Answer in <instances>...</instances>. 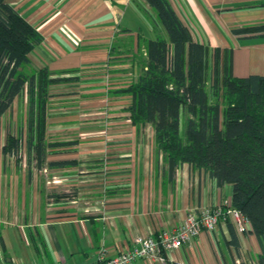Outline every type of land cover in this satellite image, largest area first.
<instances>
[{
  "label": "crops",
  "instance_id": "0c3cea01",
  "mask_svg": "<svg viewBox=\"0 0 264 264\" xmlns=\"http://www.w3.org/2000/svg\"><path fill=\"white\" fill-rule=\"evenodd\" d=\"M5 1L44 38L30 55L33 65L70 79L51 87L47 130L55 145L47 163L69 164H33L32 201L0 182V264H98L102 253H124L136 237L171 231L190 213L232 207L233 187L189 164L170 180L152 126L140 138L126 112L131 96L115 94L135 82L154 36L156 18L144 0ZM170 2L196 42L234 51L236 77L264 76V38L232 32L263 24L264 7L256 5L264 0ZM20 130L26 140L27 126ZM42 171L52 172L48 186L37 181ZM41 196L49 199L41 203ZM261 254L257 237L227 213L215 232L164 253L165 262L135 264H257Z\"/></svg>",
  "mask_w": 264,
  "mask_h": 264
},
{
  "label": "trees",
  "instance_id": "16d2710c",
  "mask_svg": "<svg viewBox=\"0 0 264 264\" xmlns=\"http://www.w3.org/2000/svg\"><path fill=\"white\" fill-rule=\"evenodd\" d=\"M144 1L157 16L154 36L145 42L146 60L135 82L115 94L131 96L126 112L140 138L152 126L155 153L163 156L170 180L189 164L219 187H233L232 209L250 222L263 248L257 264H264V76L236 77L232 49L196 42L170 0ZM232 32L264 38V23ZM43 41L14 6L0 0V128L15 102L28 98L26 140L23 131L16 136L9 129L1 153L20 162L26 148L30 177L33 164L37 170L69 164L47 163L55 146L47 140L51 87L70 79L33 65L30 55Z\"/></svg>",
  "mask_w": 264,
  "mask_h": 264
},
{
  "label": "built area",
  "instance_id": "2783aa9c",
  "mask_svg": "<svg viewBox=\"0 0 264 264\" xmlns=\"http://www.w3.org/2000/svg\"><path fill=\"white\" fill-rule=\"evenodd\" d=\"M230 214L235 219L241 232L251 231V224L243 215L232 207L226 211L223 207L206 208L200 213H190L186 220L171 231L156 236L136 237L132 247L115 257L107 258L101 254L98 264H135L137 260H158L165 262L164 253L180 249L192 243L203 231L213 233L223 217ZM250 225V228L248 227Z\"/></svg>",
  "mask_w": 264,
  "mask_h": 264
},
{
  "label": "rangeland",
  "instance_id": "374dc122",
  "mask_svg": "<svg viewBox=\"0 0 264 264\" xmlns=\"http://www.w3.org/2000/svg\"><path fill=\"white\" fill-rule=\"evenodd\" d=\"M154 17L157 20V16L155 12L151 9ZM158 21V20H157ZM27 112H28V98L25 96L24 98L18 99L15 104L13 109L8 113L4 119L2 126L0 128V182L3 183L2 185L5 188H17V189H23L27 191V198L32 201L33 196H32V183L28 182L27 176H28V160H27V149L24 148L22 152V159L20 162L16 161L15 159H4L3 158V163H2V153L1 149L3 147V144L6 141L7 138V133L8 130L12 129L13 134H18L21 130V127L26 125L27 126ZM185 126V121L183 120L182 122V128ZM48 130V127H47ZM27 135V131H26ZM3 157V156H2ZM2 163V164H1ZM33 170V167H32ZM33 172V171H32ZM39 173V171H35ZM52 176V172L46 171L41 174V177H38V182L41 181L42 187L43 183L48 186V183L52 180L49 177ZM70 193L73 194L71 191ZM69 196L68 198H70ZM17 198H21L17 196ZM52 199H56V197H50ZM73 198V197H72ZM46 199H49V197H44L41 196V203L42 201H46ZM1 256V253H0Z\"/></svg>",
  "mask_w": 264,
  "mask_h": 264
}]
</instances>
